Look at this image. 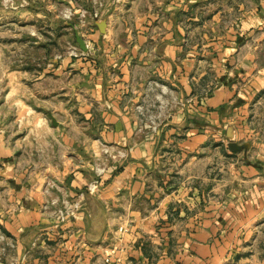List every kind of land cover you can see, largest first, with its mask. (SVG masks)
Returning a JSON list of instances; mask_svg holds the SVG:
<instances>
[{
    "label": "crops",
    "instance_id": "0c3cea01",
    "mask_svg": "<svg viewBox=\"0 0 264 264\" xmlns=\"http://www.w3.org/2000/svg\"><path fill=\"white\" fill-rule=\"evenodd\" d=\"M23 1L76 21L47 26L72 32L64 54L36 44L39 68L5 75L0 264H264L239 248L264 225V0Z\"/></svg>",
    "mask_w": 264,
    "mask_h": 264
},
{
    "label": "rangeland",
    "instance_id": "374dc122",
    "mask_svg": "<svg viewBox=\"0 0 264 264\" xmlns=\"http://www.w3.org/2000/svg\"><path fill=\"white\" fill-rule=\"evenodd\" d=\"M23 5H25L23 0H0V92L4 88L7 73L25 71V56L32 58L28 64H32L33 69L39 68L41 64L39 61L43 60L41 57L47 53V48L36 49L34 47L36 44L49 42L48 51L52 55H62L66 48L73 45L70 30L65 32L61 29L63 32H57L49 29L64 22L76 21L72 8L65 6L60 13L58 12L59 14L57 13L58 17H34L16 11ZM14 7H17L16 12L12 9ZM66 12H69L68 16ZM255 123L264 129V106L257 109ZM239 248L264 251V225L258 227L253 239L244 244L240 243ZM258 258L261 260L260 256Z\"/></svg>",
    "mask_w": 264,
    "mask_h": 264
},
{
    "label": "built area",
    "instance_id": "2783aa9c",
    "mask_svg": "<svg viewBox=\"0 0 264 264\" xmlns=\"http://www.w3.org/2000/svg\"><path fill=\"white\" fill-rule=\"evenodd\" d=\"M115 1H121V0H115ZM67 16L69 15V12H66ZM66 15V14H65ZM100 18V14L98 11V5L93 8L90 12H87L86 10L82 9L79 11L78 16V22L81 25V27L86 31L85 33L90 31V28L93 26L94 21L98 20ZM69 54L72 56H76V53L73 49L69 50ZM98 189V182L96 180L89 183L84 191L78 192L73 197H68L65 199H61L60 203L61 206L56 209V223L53 225V227H57L59 224L63 223L70 217H74L82 208V198L86 194H92L96 192ZM112 250H110V253L106 254V257L104 258V262H108L109 258L111 256ZM117 261L118 259L115 258Z\"/></svg>",
    "mask_w": 264,
    "mask_h": 264
},
{
    "label": "water",
    "instance_id": "95a60500",
    "mask_svg": "<svg viewBox=\"0 0 264 264\" xmlns=\"http://www.w3.org/2000/svg\"><path fill=\"white\" fill-rule=\"evenodd\" d=\"M96 26L99 30V32L101 34L104 33V26H105V21L104 20H99L96 22ZM74 39H75V43L77 44V47L80 51L84 52L86 51V44L84 42V40L80 37V35L78 34V32L74 31ZM50 120H51V123L53 125H56V122L54 120V118L52 116H49ZM229 149L231 151H234V150H238V147L235 145V144H231L229 146Z\"/></svg>",
    "mask_w": 264,
    "mask_h": 264
}]
</instances>
